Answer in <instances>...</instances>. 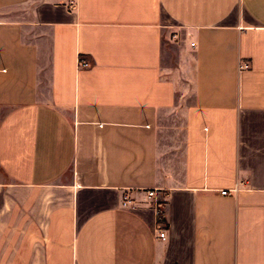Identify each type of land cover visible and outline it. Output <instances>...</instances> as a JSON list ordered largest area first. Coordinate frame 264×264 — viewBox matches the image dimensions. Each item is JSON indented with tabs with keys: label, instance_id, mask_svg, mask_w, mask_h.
<instances>
[{
	"label": "crops",
	"instance_id": "crops-1",
	"mask_svg": "<svg viewBox=\"0 0 264 264\" xmlns=\"http://www.w3.org/2000/svg\"><path fill=\"white\" fill-rule=\"evenodd\" d=\"M0 264H264V0H0Z\"/></svg>",
	"mask_w": 264,
	"mask_h": 264
},
{
	"label": "built area",
	"instance_id": "built-area-1",
	"mask_svg": "<svg viewBox=\"0 0 264 264\" xmlns=\"http://www.w3.org/2000/svg\"><path fill=\"white\" fill-rule=\"evenodd\" d=\"M172 37L174 38V35H172ZM88 66H89V62L87 60H85L81 57H79L77 59V67L78 68H87ZM248 66H249V64L247 61H239L237 68H238V70H241V69H246ZM225 192H226L225 190H222V191H220V194L224 195ZM153 196H154V192L152 189H146L144 191V197L145 198L149 199V198H152ZM133 205H134L133 200L127 193H124L121 195V198H120V206L121 207H133ZM157 236L161 240L165 239V231L163 228L159 229Z\"/></svg>",
	"mask_w": 264,
	"mask_h": 264
},
{
	"label": "trees",
	"instance_id": "trees-1",
	"mask_svg": "<svg viewBox=\"0 0 264 264\" xmlns=\"http://www.w3.org/2000/svg\"><path fill=\"white\" fill-rule=\"evenodd\" d=\"M164 205H165V201L160 200V199L156 201L157 222L161 226L165 225V217H164V210H163Z\"/></svg>",
	"mask_w": 264,
	"mask_h": 264
}]
</instances>
